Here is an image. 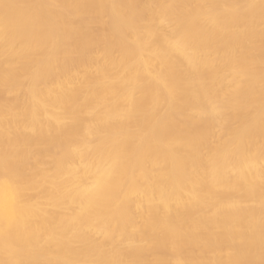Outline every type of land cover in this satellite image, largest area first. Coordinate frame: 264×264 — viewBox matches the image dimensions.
Listing matches in <instances>:
<instances>
[{"label": "bare ground", "instance_id": "1", "mask_svg": "<svg viewBox=\"0 0 264 264\" xmlns=\"http://www.w3.org/2000/svg\"><path fill=\"white\" fill-rule=\"evenodd\" d=\"M0 264H264V0H0Z\"/></svg>", "mask_w": 264, "mask_h": 264}]
</instances>
